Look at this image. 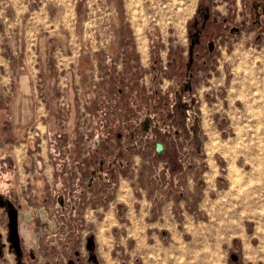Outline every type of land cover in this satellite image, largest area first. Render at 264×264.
I'll list each match as a JSON object with an SVG mask.
<instances>
[{
  "label": "rangeland",
  "instance_id": "374dc122",
  "mask_svg": "<svg viewBox=\"0 0 264 264\" xmlns=\"http://www.w3.org/2000/svg\"><path fill=\"white\" fill-rule=\"evenodd\" d=\"M217 2L213 8L214 0H78L75 33L66 34L43 76L47 97L32 99V108L42 102L48 123L44 149L63 210L56 208L55 181L37 207L69 218L104 207L118 184L112 170L125 165L122 173L132 180L138 144L156 137L165 144L164 166L171 150L195 179L191 217L172 214L171 264H264V0ZM207 75L223 77L219 104L229 109L233 102L237 111L222 112L227 123L220 125L207 114L209 126L225 130L214 141L197 130L190 148L176 153L175 141L186 144L190 99L199 104L201 93L206 105L215 101L205 97L209 88L189 95L190 81L199 86ZM167 246L161 236L154 255Z\"/></svg>",
  "mask_w": 264,
  "mask_h": 264
},
{
  "label": "crops",
  "instance_id": "0c3cea01",
  "mask_svg": "<svg viewBox=\"0 0 264 264\" xmlns=\"http://www.w3.org/2000/svg\"><path fill=\"white\" fill-rule=\"evenodd\" d=\"M214 1L213 8L219 7L217 1L227 0ZM77 4L78 0H0V245L5 246L0 264H171V225H177L172 214L183 211L184 221L191 217L195 179L192 169L177 154L171 155V150L168 167L164 166V155H158L155 149L156 137L138 144L132 180L122 173L125 165L112 170L118 184L104 207L89 206L81 218L62 215L63 190L54 178L47 146L44 149L48 123L42 102L33 109L32 99L47 97L48 89L41 87L43 76L48 75L50 61L58 55L60 45L66 44V34L75 33ZM125 45L128 47V43ZM56 60L60 65L59 57ZM222 80L207 75L199 86L190 81V96L209 88L205 97L210 103L215 101L206 105L201 93L199 104L190 99L189 122L182 129L186 144L175 141L176 153L178 147L190 148L197 130L198 136L205 134L207 141H214V133L225 130L209 126L207 114L218 117L220 125L227 123L221 120L222 112L237 111L233 102L229 109L219 104L224 95ZM22 99L30 100L27 106L25 100L20 106ZM190 112L196 115L191 117ZM153 126L156 133L162 130ZM168 139L171 143V133ZM193 142L200 145V141ZM204 174L209 176L207 170ZM54 181L56 208L61 205L62 210L51 217L47 206L42 205L49 216L43 220L37 200L53 192ZM28 210L32 213L30 220H26ZM161 236L168 239L169 246L156 256L153 246ZM90 246L94 247L95 260ZM158 257L162 259L159 262Z\"/></svg>",
  "mask_w": 264,
  "mask_h": 264
},
{
  "label": "water",
  "instance_id": "95a60500",
  "mask_svg": "<svg viewBox=\"0 0 264 264\" xmlns=\"http://www.w3.org/2000/svg\"><path fill=\"white\" fill-rule=\"evenodd\" d=\"M161 148H162V144H161V143H158V144H157V149H158V150H161ZM39 212H40V217H41L43 220H47L46 215H45V208H44V207H41V208L39 209ZM31 218H32V213H31L30 210H28V211L26 212V220H30ZM52 224H54V222H52ZM233 256H234V255H233Z\"/></svg>",
  "mask_w": 264,
  "mask_h": 264
},
{
  "label": "trees",
  "instance_id": "16d2710c",
  "mask_svg": "<svg viewBox=\"0 0 264 264\" xmlns=\"http://www.w3.org/2000/svg\"><path fill=\"white\" fill-rule=\"evenodd\" d=\"M162 145H163V147H162V150L165 148V144L164 143H162ZM161 150V151H162ZM160 151V152H161ZM90 250H91V254L93 255V257H94V247L93 246H90Z\"/></svg>",
  "mask_w": 264,
  "mask_h": 264
},
{
  "label": "flooded vegetation",
  "instance_id": "af4514ba",
  "mask_svg": "<svg viewBox=\"0 0 264 264\" xmlns=\"http://www.w3.org/2000/svg\"><path fill=\"white\" fill-rule=\"evenodd\" d=\"M211 49H212V48H211ZM190 89H191V87H189V90H190ZM157 144H158V143H157ZM157 144H156V150H157L158 152H160L161 150H158V149H157ZM162 147H163V145H162ZM161 149H162V148H161ZM90 253H91V250H90ZM91 257L93 258V260H95L92 254H91Z\"/></svg>",
  "mask_w": 264,
  "mask_h": 264
}]
</instances>
